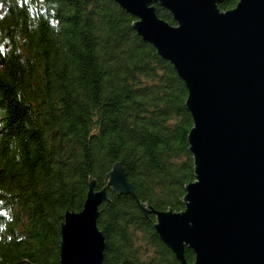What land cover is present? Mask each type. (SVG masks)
<instances>
[{
    "label": "trees",
    "instance_id": "16d2710c",
    "mask_svg": "<svg viewBox=\"0 0 264 264\" xmlns=\"http://www.w3.org/2000/svg\"><path fill=\"white\" fill-rule=\"evenodd\" d=\"M135 20L114 0H0V264H60L64 213L91 180L109 198L103 264H180L154 215L107 186L120 162L137 199L180 211L194 180L187 89Z\"/></svg>",
    "mask_w": 264,
    "mask_h": 264
},
{
    "label": "water",
    "instance_id": "95a60500",
    "mask_svg": "<svg viewBox=\"0 0 264 264\" xmlns=\"http://www.w3.org/2000/svg\"><path fill=\"white\" fill-rule=\"evenodd\" d=\"M114 1L185 84L194 180L180 211L137 199L120 162L106 174L107 186L154 215L155 233L180 264H264V0H238L225 11L222 0ZM155 4L174 24L157 16ZM108 200L106 187L91 180L82 209L65 211L60 264H103L97 218Z\"/></svg>",
    "mask_w": 264,
    "mask_h": 264
},
{
    "label": "bare ground",
    "instance_id": "6f19581e",
    "mask_svg": "<svg viewBox=\"0 0 264 264\" xmlns=\"http://www.w3.org/2000/svg\"><path fill=\"white\" fill-rule=\"evenodd\" d=\"M189 153H190V152H189ZM190 154H191V153H190ZM96 189H98L97 186H96ZM100 189H101V188H100ZM106 192H107V190H106ZM86 193H87V192H86ZM85 196H86V195H85ZM107 197H108V195H107ZM108 199H109V198H108Z\"/></svg>",
    "mask_w": 264,
    "mask_h": 264
}]
</instances>
